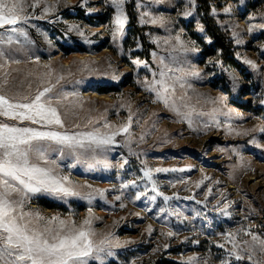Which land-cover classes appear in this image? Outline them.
Instances as JSON below:
<instances>
[{
  "label": "rangeland",
  "instance_id": "1",
  "mask_svg": "<svg viewBox=\"0 0 264 264\" xmlns=\"http://www.w3.org/2000/svg\"><path fill=\"white\" fill-rule=\"evenodd\" d=\"M23 2L30 16L22 25L27 38L0 29L17 41L0 45L6 53L0 58V94L23 101L51 87L65 125L59 131L111 134L129 125L103 153L108 168L96 164L90 151L79 163L71 155L51 156L78 191L99 190L103 198L65 203L37 195L24 210L77 227L89 218L92 240L105 249L99 254L103 264H184L192 258L193 264H264V0H125L126 22L119 33L111 0H39L35 10V0ZM129 3L143 43L128 32ZM205 8L238 67L223 64L218 51L203 58L192 35L208 44L200 18ZM143 12L149 16L142 18ZM152 18L164 24H153ZM102 19L105 24L98 23ZM176 36L196 51L185 52ZM162 58L175 71H168ZM162 68L167 106L145 86L160 80ZM221 97L222 104L213 103ZM0 122L16 123L3 117ZM145 168L153 170L157 191L171 197L167 204L144 178ZM138 192L144 195L136 199Z\"/></svg>",
  "mask_w": 264,
  "mask_h": 264
},
{
  "label": "snow or ice",
  "instance_id": "2",
  "mask_svg": "<svg viewBox=\"0 0 264 264\" xmlns=\"http://www.w3.org/2000/svg\"><path fill=\"white\" fill-rule=\"evenodd\" d=\"M159 3L160 0H155ZM125 0H111V6L115 8V26L116 33L123 30L126 17L123 15V5ZM39 6V0L31 5L35 10ZM227 11V9H226ZM48 14L49 9H43ZM190 13L185 12L187 16ZM142 18L149 16L148 12H143ZM30 16L25 12L23 0H0V29L5 32L15 33L17 36L27 38V34L22 25L27 24ZM254 19V17H253ZM153 24H164L162 18H152ZM69 28V31H72ZM251 31V28L249 29ZM80 35H83L81 32ZM115 35V33H114ZM185 52L196 51L195 47L184 45L179 36L175 37ZM12 35L0 34V45L15 43ZM6 53L0 50V58H4ZM172 61L177 60L171 57ZM140 64V61H133ZM160 63L168 69L175 71L174 68L165 64L163 58ZM252 65V61H245ZM167 73L163 70L159 72L160 80L146 81V90L155 92L157 99L168 104L169 85L165 81ZM198 76V73H193ZM174 79V77H169ZM159 84V88L156 85ZM183 87V84H181ZM52 93L51 87H45L38 91L34 97H24L23 101L9 99L0 94V117L16 123L8 124L0 122V264H90V261L97 260L103 264L100 253L105 249L100 247L92 240L94 232L91 228V220L84 219L77 227L75 224L66 222L58 216L45 218L38 213L25 211V205L32 197L37 195H47L56 199L68 202L70 198L87 200L91 203L95 196L104 197V192L93 190L82 193L77 190L70 177L63 175L60 171L57 159L51 158L52 154H57V158H63L66 155L75 157L79 163L84 152H91V159L96 164H102L105 168L110 167L103 153L106 147L116 143L115 137L122 133H127L129 125H123L118 131L100 133L92 131L87 133H70L68 131H59L65 127L55 104L60 103L58 96L49 95ZM221 97L213 103H223ZM176 111L175 108H172ZM180 113L177 112V115ZM131 122L132 117L129 116ZM24 122L36 125V127L20 126ZM205 124L203 127H208ZM104 127H110L105 123ZM231 127V125H227ZM264 131V129H261ZM80 150V151H77ZM92 167V165H89ZM68 167H75L70 164ZM156 172L167 171H185V169H161ZM152 169H144V178L152 184V191L156 196H163V193L157 191L156 182L152 178ZM205 179H208L205 177ZM200 183H203L201 181ZM197 184V187L200 186ZM135 187V181L131 182ZM124 184L122 187L127 188ZM84 187H90L85 185ZM143 192L136 194L139 199ZM156 196L152 199L155 200ZM120 200L121 196H115ZM171 197L163 196L164 203L167 204ZM199 203V201H197ZM124 207L123 204L120 205ZM162 212L164 208L160 209ZM91 211V209H89ZM151 232V229H148ZM172 235V233H169ZM227 239V238H226ZM255 241L258 238L253 236ZM101 241L100 244H103ZM264 244V241H261ZM223 247V245H217ZM112 255L111 251L107 252ZM237 260L242 259L236 255ZM251 260V256L248 257ZM194 258L184 262V264H193Z\"/></svg>",
  "mask_w": 264,
  "mask_h": 264
},
{
  "label": "trees",
  "instance_id": "3",
  "mask_svg": "<svg viewBox=\"0 0 264 264\" xmlns=\"http://www.w3.org/2000/svg\"><path fill=\"white\" fill-rule=\"evenodd\" d=\"M131 5L132 4L129 3L128 4V10H126L127 11V17H128V23H129L128 32L132 36L139 37L140 41L143 43L144 37L140 33L141 29H139L136 26L135 16L133 14ZM200 18L204 23L206 33L208 34V37H209L208 44L206 46H204L203 42L200 39L201 37H197L196 35H192V38L197 42V44H199L200 46L203 47V51H202L203 58H205V56H208V57L213 56L215 54V52L218 51L221 53V60L220 61L223 64L224 63L225 64L233 63L235 66L238 67L239 64L236 62L235 59H233L232 50L229 48V46H227L225 43H223V41L220 39L218 34L215 32L214 25H211L210 19L206 16V8L204 9V14ZM88 23H89V25H95L97 22L92 23L91 21H88ZM98 23L99 24H105V20L102 19ZM215 83H216V81L214 80L211 83V86L215 87L216 86ZM45 207L48 209H53V207L51 205H48V204H46ZM155 264H180V263H177L173 260H162V261H158Z\"/></svg>",
  "mask_w": 264,
  "mask_h": 264
}]
</instances>
